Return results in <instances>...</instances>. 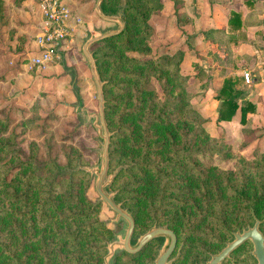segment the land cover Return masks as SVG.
<instances>
[{
	"label": "rangeland",
	"instance_id": "obj_1",
	"mask_svg": "<svg viewBox=\"0 0 264 264\" xmlns=\"http://www.w3.org/2000/svg\"><path fill=\"white\" fill-rule=\"evenodd\" d=\"M68 1L76 20L70 49L38 68L35 0H0V264H105L107 245L127 228L100 202L89 172L101 165L103 140L83 53L90 37L118 25L96 14L97 0ZM187 1L106 0L126 29L90 51L113 134L107 193L134 213V239L153 224L169 227L178 235L172 264H206L254 225L253 215L264 234V116L218 124L217 85L197 79L202 67H216L218 53L189 27L201 0ZM254 2L263 15L264 0ZM163 241L135 255L119 250L109 264H155ZM252 251L248 241L222 264H257Z\"/></svg>",
	"mask_w": 264,
	"mask_h": 264
},
{
	"label": "crops",
	"instance_id": "obj_2",
	"mask_svg": "<svg viewBox=\"0 0 264 264\" xmlns=\"http://www.w3.org/2000/svg\"><path fill=\"white\" fill-rule=\"evenodd\" d=\"M187 3L190 5V0ZM258 5L254 0H245L238 5H233L232 0H201L199 2L201 15L189 16L191 19L189 27H194L197 33L202 31L203 40L214 46L218 53L216 59L219 63L216 67L213 65L202 67L205 75L203 81L197 78L200 82L216 83V96L225 77L242 78L244 72L252 76L249 83L244 79L243 84L238 88L242 92L238 100L239 106L241 107L245 101L251 104L252 110L247 114V123H251V119H261L264 116V14L257 12L255 6ZM232 12L242 14L240 28L230 26ZM220 48H223L222 52ZM33 51H36V47ZM214 103L217 110L216 121H218L219 101L216 100ZM206 114L208 115L209 112ZM237 115L241 122V109H238L235 116ZM220 123L228 122L218 121L219 125Z\"/></svg>",
	"mask_w": 264,
	"mask_h": 264
},
{
	"label": "water",
	"instance_id": "obj_3",
	"mask_svg": "<svg viewBox=\"0 0 264 264\" xmlns=\"http://www.w3.org/2000/svg\"><path fill=\"white\" fill-rule=\"evenodd\" d=\"M105 0H97L95 4L96 14L104 21L115 23L118 25L116 30H111L99 35L90 37L83 45V53L90 64L91 73L97 87V94L99 99V119L94 122L95 128H97L99 136L103 140V151L101 156L100 167L89 170L97 176L95 182V189L100 196V202H105L116 214L117 219L123 218L127 223L126 231L123 235L118 236L114 241L108 244L107 254L104 257V263L109 264L114 254L119 250H124L130 254L139 253L147 244L154 239H164L158 257L155 260V264H172L173 259L171 258L174 253L177 243L178 236L173 229L166 226L152 227L146 233L141 235L135 243H132V237L135 230V220L132 215L125 210L121 204L116 203L113 200V195L107 193L106 186L111 183L112 175H109L108 180L105 181L108 172L109 162V144H110V133L107 127L105 110H104V96L102 89V82L100 81L97 66L94 58L90 52V46L100 40L120 34L124 30V22L119 17L106 16L101 10V4ZM98 120L100 124H98ZM261 221L256 219L252 227L247 228L241 232H235L232 241L228 242L224 248L219 252L211 255L210 260L206 264H222L230 255L241 247L245 242L250 241L253 245L252 255L256 259L257 264H264V234L260 230Z\"/></svg>",
	"mask_w": 264,
	"mask_h": 264
},
{
	"label": "built area",
	"instance_id": "obj_4",
	"mask_svg": "<svg viewBox=\"0 0 264 264\" xmlns=\"http://www.w3.org/2000/svg\"><path fill=\"white\" fill-rule=\"evenodd\" d=\"M40 13V27L34 40L36 51L31 64L46 68L67 53L73 41L75 16L68 0H35ZM250 82V74H243Z\"/></svg>",
	"mask_w": 264,
	"mask_h": 264
},
{
	"label": "trees",
	"instance_id": "obj_5",
	"mask_svg": "<svg viewBox=\"0 0 264 264\" xmlns=\"http://www.w3.org/2000/svg\"><path fill=\"white\" fill-rule=\"evenodd\" d=\"M101 10H102V12H103V14L104 15H106V16H114V17H119V18H121V20L124 22V25H125V27H124V30L120 33V34H118V35H115V36H112V37H109V38H106V39H103V40H100V41H98V42H101V41H104V40H108V39H114V38H116V37H119V36H121L123 33H124V31H125V29H126V25H127V21H126V19H125V17L122 15V14H120V13H116L115 11H109L108 9H107V7H106V0L104 1V2H102V4H101ZM232 17H231V19H230V26H232V27H235V28H240L241 27V22H242V14L241 13H239V12H232ZM95 43H97V42H95ZM94 43V44H95ZM93 45V44H92ZM91 45V46H92ZM90 46V47H91ZM90 50V49H89ZM91 52V51H90ZM91 54H92V57L94 58V60H95V63H96V66H97V71H98V75H99V78H100V81L102 82V79H101V74H100V72H99V69H98V65H97V61H96V59H95V57H94V54H93V52H91ZM177 73H179V70L177 71ZM200 74H199V76H198V78L201 80V81H203L204 79V76L203 75H205L204 74V72L203 71H201L200 70V72H199ZM244 77V76H243ZM241 78L240 76H227V77H225L224 78V81H223V84H222V86H221V88L217 91V93H216V100H218L219 101V110H218V121H229V120H231L232 118H233V116L236 114V112H237V110L238 109H241V122L243 123V124H247V120H246V117H247V114L252 110L251 109V104L248 102V101H245L243 104H242V106L240 107L239 106V102H238V100L241 98V96H242V92L240 91V90H238V88L243 84V82L242 81H244V79L245 78ZM185 79H187V78H185ZM102 89H103V96H104V110H105V118H106V123H107V127H108V130H109V133H110V144H109V162H108V171L109 170H111V159H110V145H111V138L113 137V134L111 133V130H110V127H109V124H108V120H107V116H106V99H105V91H104V84H103V82H102ZM140 165H142V164H140V163H136V164H134V166H132V169H138V168H140L141 166ZM125 169H123L122 170V172L124 171ZM78 172H84V173H88V171L86 170V169H76L75 171H74V173H78ZM118 173V172H117ZM117 173H116V175H117ZM159 179H161V178H159ZM113 185V184H112ZM119 194H115L114 196H113V200L116 202V203H119V204H121V206L125 209V210H127L131 215H132V217L134 218V220H135V217H134V213L131 211V209L128 207V206H126L121 200H119V196H118ZM122 202V203H121ZM254 216V223H255V220L256 219H258L257 218V216L256 215H253ZM259 220V219H258ZM261 221V224H260V226L263 224V220H260ZM135 223H136V220H135ZM154 226H156V227H161L160 225H158V224H153L151 227H149V229L150 228H152V227H154ZM169 228V227H168ZM148 229V230H149ZM147 230V231H148ZM261 230V229H260ZM134 235H135V230H134V233H133V237H132V243H135L136 241H137V239L140 237V236H138V237H136V239H134ZM143 235V234H142ZM178 236V235H177ZM59 237L60 238H62V239H70V240H76L77 239V236L76 235H74V234H68V232H62V233H60L59 234ZM116 239V238H115ZM155 240V239H154ZM153 240V241H154ZM152 242V241H151ZM150 242V243H151ZM248 242V241H247ZM149 243V244H150ZM246 243V242H245ZM148 245V244H147ZM146 245V246H147ZM108 246V245H107ZM145 246V247H146ZM144 247V248H145ZM143 248V249H144ZM143 249L141 250V251H143ZM239 249V248H238ZM140 251V252H141ZM107 252H108V250H107ZM107 252H106V254H107ZM121 253H126L127 254V252H125L124 250H121L120 251ZM139 252V253H140ZM235 252V251H234ZM233 252V253H234ZM232 253V254H233ZM138 254V253H137ZM231 254V255H232ZM132 255H135V254H132ZM106 256V255H105ZM227 259H230L229 257L227 258ZM256 261V260H255ZM223 263V262H222Z\"/></svg>",
	"mask_w": 264,
	"mask_h": 264
}]
</instances>
